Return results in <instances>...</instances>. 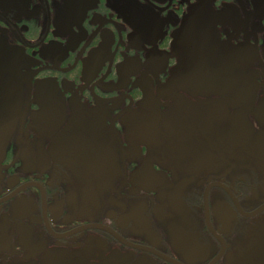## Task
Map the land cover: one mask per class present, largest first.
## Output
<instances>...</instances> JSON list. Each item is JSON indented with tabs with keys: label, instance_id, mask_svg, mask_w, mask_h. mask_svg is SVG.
<instances>
[{
	"label": "flooded vegetation",
	"instance_id": "1",
	"mask_svg": "<svg viewBox=\"0 0 264 264\" xmlns=\"http://www.w3.org/2000/svg\"><path fill=\"white\" fill-rule=\"evenodd\" d=\"M0 264H264V0H0Z\"/></svg>",
	"mask_w": 264,
	"mask_h": 264
}]
</instances>
